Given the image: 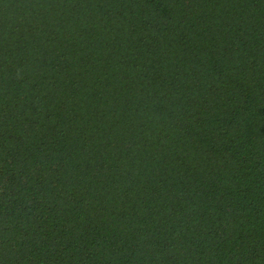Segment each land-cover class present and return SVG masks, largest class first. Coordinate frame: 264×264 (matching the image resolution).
<instances>
[{"label": "trees", "instance_id": "16d2710c", "mask_svg": "<svg viewBox=\"0 0 264 264\" xmlns=\"http://www.w3.org/2000/svg\"><path fill=\"white\" fill-rule=\"evenodd\" d=\"M0 264H264V0H0Z\"/></svg>", "mask_w": 264, "mask_h": 264}]
</instances>
